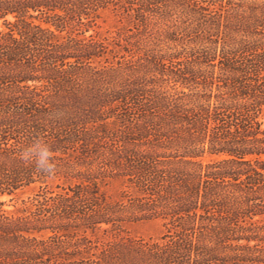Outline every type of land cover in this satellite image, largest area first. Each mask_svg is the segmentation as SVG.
<instances>
[{
	"label": "trees",
	"instance_id": "obj_1",
	"mask_svg": "<svg viewBox=\"0 0 264 264\" xmlns=\"http://www.w3.org/2000/svg\"><path fill=\"white\" fill-rule=\"evenodd\" d=\"M107 10L128 26L102 37ZM0 21V264H264V0H0ZM43 145L51 176L21 158ZM142 220L163 234H125Z\"/></svg>",
	"mask_w": 264,
	"mask_h": 264
},
{
	"label": "rangeland",
	"instance_id": "obj_2",
	"mask_svg": "<svg viewBox=\"0 0 264 264\" xmlns=\"http://www.w3.org/2000/svg\"><path fill=\"white\" fill-rule=\"evenodd\" d=\"M128 26L126 23L119 21V18L111 10H107L101 13L98 20V29L102 37L110 35V33L117 32L118 29ZM4 29V24L0 21V31ZM109 33V34H108ZM50 186L54 187V183H49ZM121 185L115 183L106 189L107 193L116 199ZM39 192V185H35L19 191L15 196H7L2 200L5 202L4 209L12 214H17L23 209V204L27 203ZM125 234L134 237L143 238H158L163 234V225L157 220H142V221H131L126 222L123 225Z\"/></svg>",
	"mask_w": 264,
	"mask_h": 264
},
{
	"label": "clouds",
	"instance_id": "obj_3",
	"mask_svg": "<svg viewBox=\"0 0 264 264\" xmlns=\"http://www.w3.org/2000/svg\"><path fill=\"white\" fill-rule=\"evenodd\" d=\"M21 158L25 162L35 161L38 170L48 175H54L55 166L52 163V153L50 152L47 145L36 146L29 149L21 154Z\"/></svg>",
	"mask_w": 264,
	"mask_h": 264
}]
</instances>
